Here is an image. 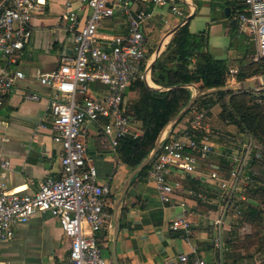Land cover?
<instances>
[{"label":"built area","instance_id":"2783aa9c","mask_svg":"<svg viewBox=\"0 0 264 264\" xmlns=\"http://www.w3.org/2000/svg\"><path fill=\"white\" fill-rule=\"evenodd\" d=\"M78 1L89 8L82 22L68 1L56 18L71 35V52L61 51L55 68L36 75L38 82L51 90L47 108L51 138L60 147L59 175L45 176L36 189L27 193L6 187L4 170L0 171V241L12 235L14 222L23 223L36 212L48 213L57 219L68 238L66 256L59 264H107L97 234L111 222L105 202L110 193V177L97 178L95 165L86 151L85 136L88 125H94L114 152L121 137L140 133L123 108L127 87L137 79L147 78L139 21L148 12L139 9L133 17L128 7L131 0ZM146 1L165 5L175 15L181 14L176 0ZM240 1L244 8L235 15L236 28L248 33L255 43L254 49L247 52L248 59L264 58V0ZM46 3L47 0H0V105L15 81L23 77L20 69H11L9 65L29 41L31 18L42 13ZM116 7L125 15L124 32L99 35L96 31L99 20L111 16ZM234 74L235 68H227L225 83L236 80ZM26 97L34 99L36 95L31 93ZM208 111L204 106L196 108L172 130H165L144 176L153 180L163 203L182 205V200H175V194L184 191L202 203L216 205L217 213L211 219L215 229L210 237L216 258L207 261L181 252L178 259L182 263L223 264V253L228 246L220 226L227 212L241 215L246 190L258 173L252 164L264 158V144L248 133H244L246 137L236 135L229 150L220 142L214 144L209 133ZM211 152L222 160H212ZM6 164L3 160L0 166L5 168ZM187 177L212 186V194L185 187L183 180ZM168 226L179 231L185 240L192 232V222L183 214L171 218Z\"/></svg>","mask_w":264,"mask_h":264},{"label":"crops","instance_id":"0c3cea01","mask_svg":"<svg viewBox=\"0 0 264 264\" xmlns=\"http://www.w3.org/2000/svg\"><path fill=\"white\" fill-rule=\"evenodd\" d=\"M65 1L76 10L79 22L83 21L89 8L81 6L78 0H47L44 11L30 20L32 31L28 43L9 65L11 69H20L23 77L15 81L0 105V163L7 161L5 168L0 166V171L4 170L6 187H15L20 192L33 191L45 176H58L60 171V147L51 138L47 108L51 90L40 84L36 75L55 68L61 51L71 52V35L62 29L56 19L63 11ZM176 1L181 9L180 15L171 13L165 5H153L146 0H131L128 3L129 10L134 13L139 9L148 12V16L141 23L139 21L145 49L151 50L147 63L163 47L173 27L186 22L188 30L192 32L205 28L209 52L215 57L227 58V68L229 65L234 67V60H231L234 57L233 49L228 46V25L235 18L229 14L228 6L233 0ZM224 7L228 9L227 15L223 11ZM125 21V15L116 7L111 16L99 20L96 31L99 35L122 33ZM31 93L36 98L26 97ZM85 144L87 154L95 165L97 178L104 180L110 177L112 189L105 202L106 207H111L112 195L117 193L128 170L118 162L114 152L92 124L88 125ZM111 151L112 155L109 153ZM209 157L222 160L213 152L209 153ZM190 180L196 179H184L185 187L189 186L185 184ZM197 188L209 195L214 190L212 186L199 182ZM176 199L182 200L183 204L171 206L161 202L153 180L144 177L127 187L121 201L125 209L120 214L115 239L118 264H189L179 261L178 254L181 252H187L190 257L200 256L207 261L216 258V252L210 244L215 229L211 219L217 213L216 205L202 203L184 191L176 193ZM182 214L192 222V232L187 240L180 236L179 231L171 230L168 226L171 218ZM225 221L224 218L220 226L221 233ZM111 234V222L97 234L109 264ZM67 250L68 238L57 219L48 213L36 212L23 223L14 222L12 235L0 241V264H59ZM222 262H225L224 256Z\"/></svg>","mask_w":264,"mask_h":264},{"label":"trees","instance_id":"16d2710c","mask_svg":"<svg viewBox=\"0 0 264 264\" xmlns=\"http://www.w3.org/2000/svg\"><path fill=\"white\" fill-rule=\"evenodd\" d=\"M232 2L231 6H228L229 14L235 16L237 12L243 10L244 5L240 0ZM228 27V46L241 54L239 59H234L238 62L235 79L241 80L263 73L264 58L250 62H245L242 58L247 47V34L237 33L235 19ZM150 54L151 50L145 52V60ZM227 61V58L215 57L209 52L205 28L192 32L188 30L187 23L183 22L171 32L149 65L148 76L153 86H148L142 79H137L127 87V90L137 87L138 92L133 100L124 105L123 113L131 121H135L140 128V133L135 137L129 135L121 137L114 149L115 157L127 168V173L150 151L155 136L164 123L173 117L193 94L195 89L192 85L201 90L225 85ZM214 103L219 106L217 116L223 122L233 124L237 131L248 133L258 141H264V91L262 89L258 91L217 89L197 96L190 107L169 127V130L189 117L194 109L201 106L209 108ZM154 157L155 155L153 159ZM151 164L152 161L147 162L139 169L131 177L128 186L144 177ZM260 174H264V170L258 169V173L254 176L252 183L254 187L251 186L253 194L257 191L264 192V182L260 181ZM185 185L197 188L198 181L190 180ZM126 192L127 188L122 198ZM114 198L115 194L112 195V199ZM122 198L116 212L118 225L120 214L125 209L121 203ZM254 201L258 203L256 199ZM240 209L244 218L250 215L258 216L260 212H264V204L262 209L246 204H242ZM107 210L111 212V207H107Z\"/></svg>","mask_w":264,"mask_h":264},{"label":"rangeland","instance_id":"374dc122","mask_svg":"<svg viewBox=\"0 0 264 264\" xmlns=\"http://www.w3.org/2000/svg\"><path fill=\"white\" fill-rule=\"evenodd\" d=\"M234 15V14H233ZM142 20L140 21V23ZM141 25V24H140ZM244 31H238L237 33H241ZM246 33V32H244ZM247 34V47L244 52V56L242 57L245 62H250L252 60H249L248 57V50L251 48L254 49L255 43L254 40L251 38L250 35ZM239 37V36H238ZM153 40V39H152ZM149 49H145V52L147 53ZM234 57L231 60L239 59L241 57V54L237 50H233ZM150 56L148 57V59ZM237 61H233L234 67L229 65L228 68H235V72L237 70ZM231 66V67H230ZM149 76L147 75L146 81L148 83ZM237 80L228 81L225 83V85L229 84L232 85ZM144 82V80H143ZM145 83V82H144ZM149 85L153 86L150 82ZM254 91H258L259 89H264L263 87H257L252 88ZM137 87L134 89L131 87L128 89L125 93V105L127 102H130L137 96ZM219 111V106L217 103H214L210 105L209 111H208V119L207 122L209 123V129H210V137L214 144H218L219 142L226 147L227 150L231 149L233 143H234V137L236 135H240L241 137H246L244 133H239L237 131L236 127L227 122H223L218 116L217 113ZM257 140L256 138H254ZM258 141V140H257ZM260 143L264 144V141H260ZM264 147V145H263ZM111 155L113 152H109ZM215 160V158L213 159ZM252 168L262 169L264 170V158L255 161L252 164ZM261 177V182H264V174L259 175ZM251 186L254 187V184L250 185L249 188L246 190V198L244 200V204L250 205L252 207H257L258 209H262V206L264 204V192L263 191H257L256 193H252ZM110 188L112 189V183L110 184ZM248 191V192H247ZM116 195V193H115ZM258 201V203H255V200ZM225 223L223 224V233L222 238L227 242L226 245L228 246V249L223 253L225 262L227 264H252L253 262H256L258 264H264V212H260L258 216L250 215L248 217H243V214L240 216H234L231 215L230 212H227V215L225 216ZM107 243H109L107 241ZM103 250L105 248H101L102 254H104L106 263H108V259L105 256V252L103 253Z\"/></svg>","mask_w":264,"mask_h":264},{"label":"water","instance_id":"95a60500","mask_svg":"<svg viewBox=\"0 0 264 264\" xmlns=\"http://www.w3.org/2000/svg\"><path fill=\"white\" fill-rule=\"evenodd\" d=\"M224 13L227 15L228 14V9L227 7L223 8ZM131 15L133 17H136L135 13L130 11ZM178 26V25H177ZM173 27V30L177 27ZM158 48V47H157ZM157 53H155L154 57L156 56ZM153 57V59H154ZM152 59V60H153ZM151 60V61H152ZM147 63L146 66V71L149 70V65L151 63ZM145 84L150 86L146 80H144ZM194 87V92L190 96V98L187 100V102L183 105V107L170 119L164 123V125L159 129L157 135L155 136L152 148L150 151L134 166L130 171L126 174L124 177L116 195L115 198L113 199V203L111 206V224H112V234H111V240H110V246H109V255H110V264H118L116 254H115V239H116V234L118 230V219H117V208L118 204L122 198L123 193L125 192L129 181L131 177L139 170L141 169L147 162H151L153 160V156L155 152L158 149L159 142L161 139L162 134L165 132L167 128H169L180 116L183 114L191 105L193 100L197 97L200 96L204 93H209L212 91H215L217 89H223V90H241V89H252V88H257V87H262L264 86V72L259 73L256 75H252L250 77H247L245 79L237 80L234 84L232 85H222L219 87H208L203 90L198 89L195 85H192Z\"/></svg>","mask_w":264,"mask_h":264}]
</instances>
